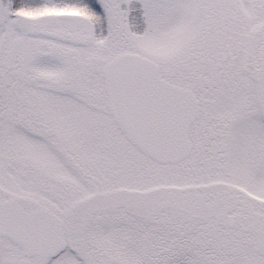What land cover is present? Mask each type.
Returning <instances> with one entry per match:
<instances>
[{"label":"snow or ice","instance_id":"1","mask_svg":"<svg viewBox=\"0 0 264 264\" xmlns=\"http://www.w3.org/2000/svg\"><path fill=\"white\" fill-rule=\"evenodd\" d=\"M0 264H264V0H0Z\"/></svg>","mask_w":264,"mask_h":264}]
</instances>
